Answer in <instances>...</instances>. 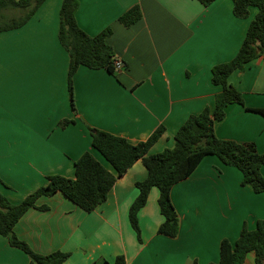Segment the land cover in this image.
Masks as SVG:
<instances>
[{"label":"crops","instance_id":"obj_1","mask_svg":"<svg viewBox=\"0 0 264 264\" xmlns=\"http://www.w3.org/2000/svg\"><path fill=\"white\" fill-rule=\"evenodd\" d=\"M76 19L88 35L110 27L107 42L125 63L116 75L81 66L73 81L75 109L68 92L70 55L59 41L63 0H46L23 27L0 33V190L13 204L61 175L75 178V162L86 153L113 174L112 165L92 144L90 128L147 141L158 154L175 143L191 115L215 108L223 89L212 82L214 66L232 60L258 13L237 18L232 0L204 6L198 0H78ZM138 5L142 18L125 27L120 16ZM229 83L243 94L216 121L220 139L253 142L264 153V56L234 72ZM71 121L61 127L62 121ZM264 176V166L261 169ZM148 171L137 161L118 178L108 199L91 213L58 192L38 200L15 225L17 237L41 255L70 253L64 264H210L220 260L224 239L235 243L244 225L254 230L264 220V193L242 186L236 167L206 156L171 192L180 220L179 234L158 233L164 222L153 188L139 213L142 241L131 226L129 210L138 182ZM28 255L0 234V264H29ZM244 264H256L249 253Z\"/></svg>","mask_w":264,"mask_h":264},{"label":"trees","instance_id":"obj_2","mask_svg":"<svg viewBox=\"0 0 264 264\" xmlns=\"http://www.w3.org/2000/svg\"><path fill=\"white\" fill-rule=\"evenodd\" d=\"M46 0H0V33L23 27L35 15ZM209 6L216 0H198ZM233 13L237 18L249 17L250 7L258 13L251 21L245 39L237 55L230 61L218 64L212 69V82L220 85L222 91L216 95L215 108L206 107L200 114L191 115L175 134V143L158 154H149L150 148L164 133L159 127L147 141L130 143L126 138L109 132L90 128L93 147L112 165L117 174L105 168L90 152L84 153L75 162V178L53 175L48 183L28 195L21 203L13 204L0 190V234L6 237L12 247L24 251L29 264H64L70 253L57 251L41 255L21 241L14 232L17 222L31 209L39 207L42 197H51L60 192L83 211L91 213L108 199L118 178L139 160L148 171L147 178L136 184L139 194L129 210V220L138 240L141 238L139 213L146 206L153 188L159 190L158 204L164 222L158 233L175 238L179 234L180 220L172 201L173 187L187 179L202 160L209 155L216 156L227 165L236 167L243 175L242 186L250 185L255 193H264V153L257 150L253 142L240 143L220 139L215 134V123L225 117V109L231 104L244 105L243 94L229 83L230 76L253 60L264 56V0H232ZM78 0H63L60 10L59 41L70 55L68 72V92L75 109L73 77L79 67L105 69L116 75L117 57L113 47L107 42L112 35L110 27L96 36L88 35L77 23ZM142 18L138 5L133 6L119 18L125 27L136 24ZM264 116V109H248ZM71 121L61 122V127ZM1 182V180H0ZM249 253L255 254L256 264H264V220H259L254 230L246 225L242 228L235 243L224 239L220 245V260L210 264H244ZM113 264H127L124 255L116 258ZM196 264V262L194 263Z\"/></svg>","mask_w":264,"mask_h":264},{"label":"built area","instance_id":"obj_3","mask_svg":"<svg viewBox=\"0 0 264 264\" xmlns=\"http://www.w3.org/2000/svg\"><path fill=\"white\" fill-rule=\"evenodd\" d=\"M115 66H116V71L120 72L121 70L124 69L125 63L123 60L117 58V60L115 61Z\"/></svg>","mask_w":264,"mask_h":264}]
</instances>
